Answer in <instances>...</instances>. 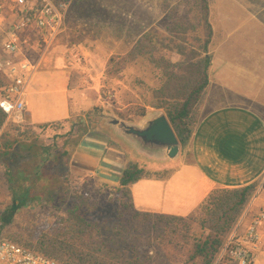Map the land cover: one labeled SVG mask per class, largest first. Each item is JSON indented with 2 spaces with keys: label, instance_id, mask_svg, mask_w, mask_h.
Here are the masks:
<instances>
[{
  "label": "rangeland",
  "instance_id": "1",
  "mask_svg": "<svg viewBox=\"0 0 264 264\" xmlns=\"http://www.w3.org/2000/svg\"><path fill=\"white\" fill-rule=\"evenodd\" d=\"M193 3L194 0H71L64 18V29L69 44L75 48L65 50L64 55L73 57L76 68L88 79L96 77L95 90L101 96V103L96 106V110L92 108L83 111L62 122L33 126L3 120L0 126V134H4L2 142L9 140L13 144L10 154L5 156L7 167L0 162V215L5 213L11 203L7 179L10 174L23 172L24 175H30L32 172L34 177L29 188L32 195L38 198L18 207L9 224H0V236L24 242L40 232L50 233L59 225L58 219L64 215V210L78 205L91 220L103 221L116 227L125 226L130 230L122 235L124 240L119 241L120 249L126 250L128 246H133L139 261H143L144 256H149L150 264H205L203 256L194 254V238L188 237L185 240L180 237L177 243L161 241L157 235L159 227L153 225V218L142 229L139 228L141 230L133 232L131 229L135 226L131 222L141 223L145 219L141 216L131 218L133 211L123 207L122 203H126V198L122 197L121 192L114 187H106L89 176L74 173L68 164V153L87 132L107 133L111 139L121 141L130 154L129 158L146 169L179 160L149 158L137 152L115 132L108 120L115 118L128 124H139L147 115L158 110L164 111L150 105L154 101V90L159 89L163 82V70L170 72L171 68L164 65L156 67L146 57L130 59L126 56L144 33H149L153 40V57L157 61L163 58L178 62L180 55L167 50L175 45L184 46L187 52L196 51L197 41L193 38L201 36V31L199 28H190H195L193 25L198 20L197 5ZM240 3L245 4V1ZM251 5L255 7L251 8L252 12L249 11L253 13L249 15L250 24L257 25L260 22L264 28V0ZM175 25L185 28L186 42L182 40L184 34L181 30L173 28ZM233 36L241 37V34L234 33ZM241 41L247 45L246 51L250 55L241 54V49L231 50L228 60H232L234 64L230 65L229 70L232 72L233 68L237 71L245 65L258 69L256 73L253 71L248 74V87L253 86V93L257 96L261 93L258 99L263 102L264 29L257 34L245 33ZM25 52L32 60L39 58L35 49L26 47ZM258 58L259 65L255 64ZM224 71L225 77L235 75ZM207 90L196 108V121L204 111L216 105L214 102H205ZM108 96L109 99H106ZM143 109L146 114L140 116ZM261 110L264 115V108ZM24 116L25 110L23 119ZM186 150L187 146L181 148L180 145L178 156L183 152L188 153ZM35 155L38 156L36 163ZM21 182V178H15L13 187L19 186ZM258 190L264 192V174L257 180L256 191ZM191 232L195 237L199 236L198 230ZM102 234L104 239L115 238L112 234ZM126 254L125 251L124 256ZM217 259L218 256L212 264H228L226 260Z\"/></svg>",
  "mask_w": 264,
  "mask_h": 264
},
{
  "label": "crops",
  "instance_id": "2",
  "mask_svg": "<svg viewBox=\"0 0 264 264\" xmlns=\"http://www.w3.org/2000/svg\"><path fill=\"white\" fill-rule=\"evenodd\" d=\"M242 1L245 4L240 3ZM258 1L261 0H209L211 62L205 102L216 105L200 115L187 146L188 153L177 155L176 162H166L154 169L144 168L166 170V177L140 179L130 185L134 210L187 216L214 188L242 187L264 174V115L261 110L264 101L258 99L261 93L258 96L253 93V86L248 87V74L258 69L245 65L237 71L232 68L235 75H223L224 70L232 74L229 67L234 63L228 60L231 50L241 49V54L250 55L247 45L241 41L244 34H257L264 29L260 22L250 24L249 15L253 13L249 11L255 7L251 4ZM234 33L241 37H234ZM74 48L64 29L40 58L26 89L22 123L36 126L62 122L101 103V96L95 90L96 77L88 79L76 68L73 57L64 55L65 50ZM255 62L259 65V58ZM115 132L137 152L163 160L161 156L140 150L128 138ZM68 154L71 171L114 188L118 187L127 162H135L129 158L121 141L101 132L84 133ZM263 203L264 192L258 190L247 207L257 210ZM258 262H264L262 250L254 264Z\"/></svg>",
  "mask_w": 264,
  "mask_h": 264
},
{
  "label": "trees",
  "instance_id": "3",
  "mask_svg": "<svg viewBox=\"0 0 264 264\" xmlns=\"http://www.w3.org/2000/svg\"><path fill=\"white\" fill-rule=\"evenodd\" d=\"M52 1L55 3L71 2V0ZM193 4L197 5L196 15L198 20L193 25L195 28H192V26L190 28L193 30L199 28L201 31V36L193 38L197 41L196 51L190 50V52H187L184 46L175 45L167 48V50L180 55L178 62H170L163 58H159L160 60L157 61L153 57L155 50V45H152L153 40L149 37V33H144L133 44L126 56V58L130 59L146 57L156 67L164 65L171 68L170 72L163 70V82L159 89L154 90V101H152L150 106L164 110L181 148L188 146L197 123L195 111L203 100L209 85L208 68L211 62L209 44L212 30L208 21L209 0H194ZM177 26L175 25L173 28L181 30L180 32L184 34L182 40L186 42L185 28H178ZM188 61L191 62L189 63ZM96 109L98 108L94 107V110ZM145 114L146 111L144 109L141 110L140 116ZM4 119V114L0 112V126ZM3 137L4 134L1 133L0 162H3L7 167L5 156L10 154L13 142L9 140L2 142ZM37 161L38 156L35 155L34 162L36 163ZM31 173L30 175H24L23 172H18L15 175L10 174L7 176L11 203L7 206V210L5 209V213L3 212L0 215L1 225H7L11 222L13 214L18 207L38 198L32 195L29 188L31 179L34 177V174L32 176ZM166 175H168L167 171L146 170L132 161H128L121 171L119 185L115 188L121 192L122 197L126 198V203H122L123 207H128L133 211L131 218L134 219L141 216V218L145 219L141 223L133 224L131 222L135 226L131 230L133 232L141 230L153 218V225L159 227L157 235L161 241L177 243L180 237L185 240L188 237L194 238V254L203 256L205 264H212L219 255L226 237L254 196L257 181L236 188H214L207 194L200 205L187 216L153 214L134 210L130 185L140 179H159L166 177ZM15 178L22 179V182L17 187H13ZM58 220L59 225L53 228L50 233L40 232L32 239L24 242L9 240L68 264H150L149 256H144L143 261H139L135 248L130 244L126 250L120 249L119 241L124 240L122 235L130 232L125 226L117 225L116 227L103 221L91 220L85 212L81 211L78 205L66 208L64 215L60 216ZM196 230L199 231L198 237L191 234V231L195 232ZM102 233L112 234L115 238L104 239ZM177 236L178 238H176ZM125 251L127 256H124Z\"/></svg>",
  "mask_w": 264,
  "mask_h": 264
},
{
  "label": "built area",
  "instance_id": "4",
  "mask_svg": "<svg viewBox=\"0 0 264 264\" xmlns=\"http://www.w3.org/2000/svg\"><path fill=\"white\" fill-rule=\"evenodd\" d=\"M69 3L0 0V112L6 121H22L27 86L40 58L64 30ZM26 47L35 49L39 58H29ZM263 232L264 203L257 210L247 207L226 237L217 260L254 264L262 250ZM0 264L68 263L0 237Z\"/></svg>",
  "mask_w": 264,
  "mask_h": 264
},
{
  "label": "water",
  "instance_id": "5",
  "mask_svg": "<svg viewBox=\"0 0 264 264\" xmlns=\"http://www.w3.org/2000/svg\"><path fill=\"white\" fill-rule=\"evenodd\" d=\"M101 116L105 117L103 114ZM108 123L149 154L173 159L179 153L180 142L162 110L147 115L139 124H128L115 118L108 120Z\"/></svg>",
  "mask_w": 264,
  "mask_h": 264
}]
</instances>
